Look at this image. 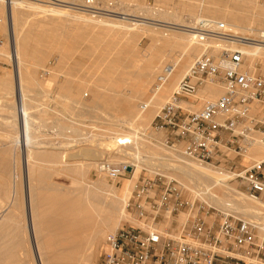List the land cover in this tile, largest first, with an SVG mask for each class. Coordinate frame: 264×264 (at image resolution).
Listing matches in <instances>:
<instances>
[{"label": "bare ground", "instance_id": "obj_1", "mask_svg": "<svg viewBox=\"0 0 264 264\" xmlns=\"http://www.w3.org/2000/svg\"><path fill=\"white\" fill-rule=\"evenodd\" d=\"M119 2L115 3L116 11ZM256 2L257 0H230V2L202 0L198 2L196 16L193 15L194 20L188 25H180L181 14L177 13L173 15L164 13L159 16L160 20H157L149 11L138 15L133 12L117 11L126 17L105 16L46 5L41 0H0V16H2L0 32L7 39V44L0 45V57L7 59L14 67L12 82L9 77L0 78V101L17 113L18 132L13 135L14 142L11 144L18 147L22 155L20 161L14 160L12 169L9 170L4 165L0 166V264H94L105 234L107 232L114 234L120 224L119 220L131 224L134 222L125 213V205L131 193V183H124L121 189H115L108 184L107 186L103 179L105 173L101 170L102 164L125 165L132 172L133 168L145 164L147 157L143 156V159L141 155L144 145L145 149L147 145L151 147L149 149L152 155L157 154L153 148H159L162 144L161 139L153 135L147 136L144 132L152 114L155 110H159L158 106L165 100L166 95L174 91L173 83L184 76L186 66L199 55L198 52L195 54L198 51L195 47H199V44L195 42L194 31L191 30L199 22L207 25L223 23L227 32L236 38L230 48L241 52L249 62L247 72L254 74L256 65L264 70V3L258 6ZM56 26H61L63 29L60 36L55 34ZM87 31L90 33L88 39L92 43L93 51L103 49L111 55L114 54L113 51L117 50L118 53V50L121 51V48L128 44L135 49V43L146 37L150 40L146 51L150 52L153 48L157 49V53L145 59L142 57L141 63L138 62L139 65L134 64L135 67L138 65L136 68L128 62V66H123V69H132L127 72H124L126 70L119 72L117 68L114 69V74L111 72L113 75L104 72L101 80L105 82V86H96L102 92L90 95L89 101L84 104L92 108L100 106L121 115L120 118L113 119L112 123L107 124L105 130L102 129L105 131V140L94 141L92 135L88 133L83 135L80 125L71 126L78 125V121H71L70 118H62L56 125L49 126L51 131L55 129V136L66 140H68L66 137H72L74 138L72 143L78 145H73L76 147V150L73 149L74 152H60L51 146L47 147L48 143L34 140L39 136L35 137L37 133L31 131L33 128L27 121V112L31 107L27 100H29L28 93L32 91L36 80L33 79L35 72H28L26 67L31 63L30 60L33 61L31 65L35 68L42 65L41 50L49 51V49H59L65 43L80 44L87 41L84 37ZM119 44L122 45L121 48ZM171 47L183 48V53L176 61L165 66L162 71H158L162 74L166 67H171L172 72L167 80L163 84H157L159 74L155 78L153 88H150L159 67V60L169 50L172 51ZM106 63L108 64L106 66L112 67L114 60ZM115 74L122 76L119 79L121 83L116 85L112 84L113 77H111ZM204 87L203 91L201 90L203 94L201 100H215L220 96L218 94L221 92L220 86H212L208 83ZM59 88L61 92L57 94L64 100L59 103L61 106L70 103L79 104L78 101L70 99L71 85L68 81ZM46 91L42 93L47 95ZM81 91L83 92V89ZM84 94L83 92L76 96L84 98ZM216 94L219 96L214 98ZM211 96L212 99H209ZM94 98H100V101H95ZM34 99L36 100V97ZM143 105L146 106L144 110H142ZM41 111L45 113L50 109L47 110L46 107ZM71 111H73L71 107L68 110L63 108L64 113ZM255 111L256 108L251 107L249 114ZM58 112L61 114L60 111ZM100 113L105 112L101 110ZM38 128H48V126L41 125ZM82 136L83 140H75ZM68 143L71 147L72 143L70 141ZM244 145V157L249 159L251 164L264 159V142L260 133L247 134ZM65 146L68 145L65 144L63 147ZM195 162L193 163L196 164ZM198 163L201 162H197V165L193 164L192 170L186 167L184 170L182 166L172 171L177 173L178 180L184 182L195 196L207 204L221 211L235 213L241 218L264 221V196L261 201H252L234 188L228 189L230 193L227 196L222 189L227 188L226 183L233 178V175L215 172ZM152 165L151 163L150 166ZM92 170L100 174L94 181L88 178ZM52 171H57L56 175L61 171L78 178L74 180H77L80 187L76 185L77 189L67 188L68 186L61 187L51 183L49 176L50 173L53 174ZM4 212L6 213L3 214ZM12 222V226L20 229L14 227L7 229L9 224V227H12Z\"/></svg>", "mask_w": 264, "mask_h": 264}, {"label": "built area", "instance_id": "obj_2", "mask_svg": "<svg viewBox=\"0 0 264 264\" xmlns=\"http://www.w3.org/2000/svg\"><path fill=\"white\" fill-rule=\"evenodd\" d=\"M41 1L93 15L126 17L115 10L111 0ZM191 30L201 52L159 109L153 121L154 129L167 131L165 144L173 146L181 142L183 155L193 161L218 163L230 153L241 157L247 134L259 132L264 142V78L242 70L243 55L230 48L236 38L223 23L199 22ZM171 72L172 68L166 67L157 77V84H163ZM206 83L219 85L223 93L215 100L198 99L197 92ZM198 105L200 108L193 111L192 107ZM251 105L262 110L249 116ZM145 108L143 105L142 110ZM101 170L114 181L131 169L103 163ZM232 175L248 199L262 200L264 159ZM150 188L151 185L143 184L136 192V199H147ZM136 206L141 208L140 204ZM151 207L149 227L122 226L106 237L100 264H264V221L212 209L214 220L208 223L204 216L210 208L205 210L200 205L194 213V202L185 198L180 184L171 181L162 184ZM182 211L188 217L179 229L170 233L168 229L158 228L168 217ZM200 211L205 214L199 215Z\"/></svg>", "mask_w": 264, "mask_h": 264}, {"label": "rangeland", "instance_id": "obj_3", "mask_svg": "<svg viewBox=\"0 0 264 264\" xmlns=\"http://www.w3.org/2000/svg\"><path fill=\"white\" fill-rule=\"evenodd\" d=\"M112 1L114 3H116V1H118V2L120 1L119 2L120 5H118L116 8H118L117 11H119L121 13L133 12V13L138 15V14H143L145 11H149L150 14L154 15V16L153 15H151V16H153V18H155L157 20H160L159 16H161L164 13L165 14L167 13L170 15L177 13L179 15L181 14L180 15V25H182V24L188 25V23H190V21L194 20V18H195L194 16H196V12H195L196 7L198 5V2L202 1V0H112ZM228 1L230 2V0H228ZM263 3H264V0H257V2H256V4L258 6H261ZM190 6H192L193 9ZM189 8H190V10H189ZM0 18L2 19V16H0ZM161 20L162 21H171V20H164V19H161ZM169 26H171V25H169ZM173 27H175V26H173ZM62 31H63V29L61 26L55 27V34L56 35L60 36ZM161 32H163V31H161ZM85 33L86 34H84V37L87 39V41L85 40L84 42H82L80 44H78V42H77V44H76V42L70 43V44L65 43V45H63L61 48L53 49V50L49 49V51H48V49L41 50V53H42L41 56L43 58L42 65L35 68V66L31 65L33 61L30 60L31 63H29V65L26 67V70L28 72H35V76H33V79L36 80L34 82L36 84H38V85H36L34 83V85L32 86L33 87L32 91L28 93L29 100H27V102L29 103V106H31V107H29L30 110L28 109V112H27L28 113L27 121L31 125V127L33 128L31 131L35 134L37 133L35 135V137L37 138V136H39L38 139H34V140L36 142H39V143H48L49 145H47V147L51 146L52 148H56L57 151H60V152H62V151H64V152L70 151L71 152V151H73V149L76 150V147H73L75 142L72 143V141H74L73 140L74 138L71 137L72 138L71 139L70 137H66L72 143V144L70 143L72 145L70 147V145L68 143L69 141L63 137H60L57 135L55 136V133H54L55 129L53 131H51L52 129H50L49 126L50 125L51 126L56 125L57 123H59V120L62 118H65V119L70 118L69 120H71V121H73V120L78 121V123H79L78 125L73 124L71 126L74 127V126L80 125L81 133H83V135L87 134V133L92 135L91 138H93L94 141H97L100 139L105 140L104 138L106 136L104 134L105 133L104 130H105L106 125L112 123L111 121H113V119L120 118L121 115L114 114L111 111H109L108 109L100 107V106H95L94 108H92L89 106H85L84 104L89 101L90 95H94V94L102 92V90L97 89L96 86H105V82H102V80H101V78L104 75V72L106 74L111 75L112 74L111 72L115 71L114 69H116V68H117L116 70L119 72H121V71L123 72V70H126L124 72H127V70L132 69V68L123 69V66H128V62H131L133 65L138 64V62L141 63L142 59L152 57L153 55H155L157 53V49H153V48L150 52L146 51V49L148 48V45H150V40L146 37L141 38L138 42L135 43V49H132L130 47V44L126 45V47H124V48L122 47L121 44H119L120 45L119 47L120 48L122 47V48H121V51L118 50V53H117V50H115L112 52L114 54L108 55L107 50L105 51L103 49L94 50L95 51V53H94L93 49L91 48L92 43L88 39L90 33H89V31H87ZM0 35H2V37H3V45L7 44V39H6L5 35L2 34L1 32H0ZM184 44H185V42H184ZM171 48H172V51L169 50ZM171 48H168V50L170 52L168 51L165 54V56H163V58H161V60H159L160 61L159 67H158L157 73L154 75V78H153V81L151 82L150 88H153L152 85H154V81H155L156 76L161 73L158 71H162V69L165 66L171 64L173 61H176L179 58V56L183 53L182 52L183 48L179 47L181 50L178 47L177 48L171 47ZM195 48H196V50H198V51H196L195 54L200 53L201 49L198 46ZM44 53L48 56H46ZM109 53H111V52H109ZM151 53H153V54H151ZM43 55H45V56L43 57ZM92 55H94V56H92ZM195 58H196V56H195ZM195 58H193L189 62L190 64L188 63L189 65L186 66L185 72H186L187 68L192 64V62L194 61ZM243 58H244L243 70L249 71L248 70L249 69V62L245 56H243ZM113 60H114V64H113L114 66L113 65H112V67L106 66V65H108L106 63L107 61L112 62ZM97 61H98V63H97ZM136 67L134 65L133 68H136ZM13 69H14V67H13L12 63H10L7 59H3L0 57V78L9 77L10 82H12ZM255 69H256V71L254 72V74L264 78V70H262L259 65H256ZM109 70H110V72H109ZM113 74H114V72H113ZM93 75L96 78L92 77ZM183 75H184V73H183ZM111 77H113L112 78V84L116 85V83L119 84V82H120L119 79L122 76H120L119 74H115L114 76H111ZM97 78H99V80H97ZM181 78L182 77H180L179 79H177L173 83L172 88H174L176 86V84L178 83V81ZM66 81H68L71 85L70 93L72 96L70 99H72L74 101H78L79 104L70 103V105H66L64 107L59 104V103H62L64 100H63V98H60L57 93L61 92L59 90L60 89L59 87L62 86L63 83H65ZM60 83L62 85H60ZM206 84H208V83H206ZM206 84H205V86H206ZM209 84L212 86L214 85V86L219 87V85H216V84H212V83H209ZM204 88H205L204 86L199 88L200 94H199V90L197 92V98L198 99H200L202 97L203 94L201 92L203 91ZM219 88H221V87H219ZM81 89H83V92L85 93L84 98L76 96V94L83 93L81 91ZM219 90L221 92H219L218 94L221 95L223 90H222V88ZM42 91H46V93H48V94L44 95V93H42ZM171 91H172V89H171ZM36 94H38V95L36 96ZM86 94H87V96H86ZM148 94H150V91L148 92ZM169 94L171 95V92H169ZM169 94L166 95L168 98L165 97V100L162 101V104H160L158 106L159 107L158 109H160L164 105V103H166V101L169 99V97H170ZM218 94H216L214 98L218 97L219 96ZM199 95H200V97H199ZM35 97H36V100L34 99ZM212 97L213 96H211L209 99H212ZM166 98H167V100H166ZM94 100L100 101V98H94ZM35 101L38 103H35ZM202 101H204V100H202ZM181 106L185 108V105H181ZM7 107H8L7 104L3 103V101H0V166L1 165L7 166V169L10 170V169H12L14 160H15V162H17L16 160L20 161L22 155H21L20 149L18 147L16 148L15 145H12L13 144L12 142H14L13 135L15 136V133L18 132L17 131V127L19 126V125H17L19 123L18 116H17L16 111L13 112L14 110H10ZM46 107H47V110L50 109V111H46L45 113H43L41 110H45ZM70 107L72 108L73 111L68 112L69 114L67 112H65V113L63 112V108L68 110V108H70ZM251 107L256 108V111L249 114V116H255V115L259 114V112L262 110V107H259L258 105H256V106L252 105V106H250V108ZM199 108H200V105L194 106V107H192V110L195 111V110H198ZM51 109H52V111H51ZM92 109H94V111H91ZM257 109H258V111H257ZM101 110L104 111L105 113H100ZM58 111H60L61 114ZM158 111L159 110H155V113L152 114L151 119H150L151 121L149 122V125L145 129L144 133L147 136L153 135L155 138L159 137L161 139V143H162L159 146V148L162 147V149H159L158 147H157V149L153 148V151L155 150L157 154L152 155L151 149H149L150 146L147 145V148L145 149V145H144V147L142 149L143 152L141 153V155H142V157L143 156L147 157V159L145 158V164H143L142 166H139L137 168L136 167L133 168L132 172H129L128 174H125L120 179H117L114 181L108 179L105 174L103 175L104 176L103 179L105 180L106 185L108 184L109 186H111L115 189H121L123 184L126 182L131 183V193H130L129 199L127 200V203L125 205V213L131 221H134L133 223H135V224L133 225V223L131 224V223H127L123 220H119L118 223H120V224H118L115 231L122 226H134V227H138V228L149 227L151 223H150V219H149L148 215L152 210L151 203L153 202L154 199L155 200L157 199V196L161 190L162 184L166 183V182H170V181L180 184L181 187L185 190V198L194 202V209H195L194 213L197 211V209L200 205L202 206V208L204 207L205 210L208 209L207 207H209L210 208L209 213L206 216H204L205 221L208 223H211L214 220V215H213L214 212L212 211V209H217V208L207 204L206 202L200 200L197 196H195L193 191H191L187 186H185L184 182H182L181 180H178L177 173H175V171H172L175 168H179V167L182 168V166L184 167V168H182L184 170H185V167L192 170L193 164H194L193 162H195V161L190 160L183 155V151H182L183 144L181 142L175 143L173 146L171 144H165V140L168 136L167 131L155 130L154 126H153V121H154V118L157 115ZM122 116H124V115H122ZM75 123H77V122H75ZM41 125H47L50 130L48 128H38ZM102 129H104V130H102ZM257 133H259V132H257ZM94 134H95V136H94ZM101 134H103V135H101ZM43 135H44V137H43ZM45 135H46V137H45ZM47 137L49 140L46 139ZM77 139L83 140L84 138L82 136L81 138L80 137L75 138V140H77ZM65 141H66V143H65ZM65 144L68 145L69 147L68 146L63 147ZM92 144L94 145V143H92ZM74 146H78L77 143ZM243 146H245L244 142H243ZM59 147L62 149H59ZM164 148H165V150H168V151H165ZM172 148H174V149H172ZM175 148H177V149H175ZM148 149L150 151H148ZM161 150H163V151H161ZM19 151H20V153H19ZM244 151H243V154L241 155V157L237 156L235 153H230L228 155L227 159H225L223 161L220 160L218 163L208 162V163H203V164L198 163V164L207 166L208 168L214 170L215 172L220 171V172H224V173L232 175V173L234 171L241 170L242 167H246V166L251 164V161L249 159H245ZM1 153H3V154H1ZM66 153H68V152H66ZM150 154H151V156H150ZM2 156H4V157L2 158ZM16 156H17V158H16ZM144 157H143V159H144ZM64 158L65 157H63V160H64ZM66 160H67V157H66ZM147 160H148L149 164L147 163ZM19 161H18V163H19ZM149 161L153 164L152 166H150L151 163ZM190 161H192V162L189 163ZM63 162H65V161H63ZM195 163L196 164H194V165H197V162H195ZM116 166H118V165H116ZM171 171L174 173H172ZM52 172H53V174H55L57 171H52ZM92 172H93V174H92ZM58 173H59V175H56V174L53 175L50 173L49 177H51V178H49V180L51 183H54L58 186L61 185V187H63V186L67 187L68 186L67 188L71 187V188L77 189V186H78V188L80 187V184H78L77 180H74V179H78V178H75V177L73 178L67 174H64V172H61V171H59ZM175 174H176L177 178L175 177ZM99 176H100V174L96 170H92L90 172V174L88 175V178H90V180L94 181ZM143 184H148V187L151 185L149 193L147 194L148 197H147V199H144L145 197L141 198V199H136V192L140 189L141 186H143ZM226 186H227V188L222 189V192L225 193L227 196L230 193V191L228 189H232V188H234L238 192L244 194L243 190L240 188L239 183L237 181H235L233 178L227 181ZM137 204H140L141 208H139V207L137 208V206H136ZM217 210H219V209H217ZM5 213L6 212H4L3 214H5ZM204 214L205 213L203 211L199 212V215H204ZM0 216H1V214H0ZM191 216H192V214H191ZM187 217H188L187 213L182 211L181 213H178L174 216L168 217V220L159 224L158 228L168 229L170 231V233H173V231H176L177 229H179L181 227V225L184 224ZM12 224H13V222L11 223V226H12ZM9 225L6 227L7 229H12L14 227V225L12 227H9ZM14 228L20 229L18 227H14ZM108 235H109V232H107L105 234L106 237ZM105 236L103 237V240L101 241L102 246L99 249V251H98V253L94 259V264H100V262H101L102 255H103L104 248H105L104 247V242L106 241ZM104 238H105V241H104Z\"/></svg>", "mask_w": 264, "mask_h": 264}, {"label": "water", "instance_id": "obj_4", "mask_svg": "<svg viewBox=\"0 0 264 264\" xmlns=\"http://www.w3.org/2000/svg\"><path fill=\"white\" fill-rule=\"evenodd\" d=\"M129 170V169H128Z\"/></svg>", "mask_w": 264, "mask_h": 264}]
</instances>
